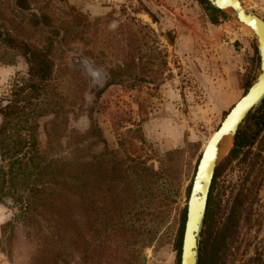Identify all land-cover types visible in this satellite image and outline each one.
<instances>
[{"label": "trees", "instance_id": "obj_1", "mask_svg": "<svg viewBox=\"0 0 264 264\" xmlns=\"http://www.w3.org/2000/svg\"><path fill=\"white\" fill-rule=\"evenodd\" d=\"M53 1L10 0L7 10L0 6V61L12 62L20 55L27 64L25 75L13 79L6 103L0 104V203L16 208L13 221L21 223L34 239L36 253L28 264H144V248L154 241L156 229L135 223L133 216L140 221L146 206L153 204L155 218L160 217L161 210L170 207L172 186L181 180L180 169L175 162H160L155 169L140 153L132 156L124 152L129 133L145 143L140 121L131 122L135 127L122 131L125 126L116 127L117 147L110 145L94 115V105L86 110V131H69L66 114L83 100L82 87L76 94L64 90L62 72L68 69L65 45L79 42L86 44L83 54L106 74L95 92L96 99L114 84L129 90L144 84L155 91L169 70L167 53L153 28L134 17L121 27L119 22L115 44L110 46L107 38L106 45H99L100 18L90 20L73 5L56 11ZM197 1L213 23L218 22V16L224 17L207 0ZM141 10L154 19L146 8L134 11ZM251 81V76L243 78L241 87L246 91ZM135 103L142 112L144 98H135ZM262 131L264 100L248 112L229 155L215 168L198 264H226L228 243L244 207L250 205L251 186L260 179V151L249 159L245 170L247 177L254 176L246 188H242L246 178L242 179L223 220L213 214L214 181L245 148L242 156L247 159L248 149ZM134 203H139V209L129 219H122ZM13 221L1 228L2 236L13 230ZM183 225L184 220L181 229ZM181 238L182 231L178 250ZM243 264H264L263 252L255 250Z\"/></svg>", "mask_w": 264, "mask_h": 264}, {"label": "rangeland", "instance_id": "obj_2", "mask_svg": "<svg viewBox=\"0 0 264 264\" xmlns=\"http://www.w3.org/2000/svg\"><path fill=\"white\" fill-rule=\"evenodd\" d=\"M0 2L4 10L11 3L10 0ZM241 2L264 20V0ZM53 4L56 11L73 5L90 20L100 18L99 45L100 42L106 45L107 38L111 39L110 46L115 44L117 36L114 33L119 22L121 27L134 17L138 23L153 28L160 47L167 53L169 70L164 73L157 90H150L144 84L131 90L114 84L96 99L95 92L105 80V71L83 54L86 44L69 43L65 45L68 69L62 72L66 79L61 86L72 94L82 87L83 100L66 114L69 131H86L89 125L86 110L94 105V115L110 145L117 147L116 127L125 126L121 131L126 127L134 128L130 123L140 121L145 143L131 138L129 133L124 152L132 156L140 153L155 169L160 162L178 165L181 180L172 186L170 207L161 210L160 217L155 218L154 206L150 204L140 221L136 216L133 218L135 223L142 222L147 228L156 229L154 241L144 248V264H179L180 249H176V243L183 230L181 222L185 218L188 185L201 150L228 110L245 93L242 79L251 76L253 80L257 71L258 55L252 31L225 16L217 15L218 22L213 23L209 12L197 0H54ZM141 7L151 12L155 20L144 10L134 11ZM108 31L112 33L108 35ZM26 71L27 64L20 55H15L12 62L0 61V104L6 103L13 79L25 75ZM137 97L144 98L142 112L135 103ZM232 147L233 144L222 153L219 164ZM248 150L246 160L242 156L244 151L230 160L216 176L212 191L214 218L218 213L223 220L242 179L246 178L242 185L246 188L254 176L251 173L247 177L245 170L249 159L260 151V179L251 186L250 205L244 207L238 227L230 238L226 264H243L255 250L262 251L264 256V131ZM139 207V203L132 204L131 212L122 219H129ZM15 212L11 203H0V264H28L36 253L34 239L27 235L21 223L13 221ZM12 221L13 230H7L2 236L1 228L9 227ZM89 237L93 238L91 232ZM202 238L203 229L199 250Z\"/></svg>", "mask_w": 264, "mask_h": 264}, {"label": "water", "instance_id": "obj_3", "mask_svg": "<svg viewBox=\"0 0 264 264\" xmlns=\"http://www.w3.org/2000/svg\"><path fill=\"white\" fill-rule=\"evenodd\" d=\"M229 20L248 24L258 55V67L254 79L245 93L228 110L219 126L209 136L202 148L192 177L185 205V218L180 245L179 264H198L199 243L203 229L210 187L222 153L220 139L231 133L233 144L239 125L250 110L258 108L264 100V20L253 11L242 7L239 0H207ZM232 9L234 16L226 11ZM229 146V147H230Z\"/></svg>", "mask_w": 264, "mask_h": 264}, {"label": "bare ground", "instance_id": "obj_4", "mask_svg": "<svg viewBox=\"0 0 264 264\" xmlns=\"http://www.w3.org/2000/svg\"><path fill=\"white\" fill-rule=\"evenodd\" d=\"M240 1V4L242 5V7L244 8V9H246L247 10V8L242 4V2H241V0H239ZM226 11L228 12H230L231 13V15L232 16H234V14H233V11H232V9L231 8H229V7H227L226 8ZM256 14V13H255ZM257 15V14H256ZM259 16V15H258ZM260 17V16H259ZM261 18V17H260ZM262 19V18H261ZM235 21H240V20H237V19H235ZM240 24H242V25H244V26H246V27H248L251 31H252V29H251V27L248 25V24H245V23H243V22H239ZM220 149L222 150V151H226L228 148H229V146H230V142H231V133H227V134H225L221 139H220Z\"/></svg>", "mask_w": 264, "mask_h": 264}]
</instances>
